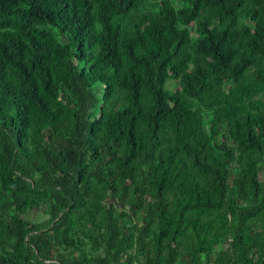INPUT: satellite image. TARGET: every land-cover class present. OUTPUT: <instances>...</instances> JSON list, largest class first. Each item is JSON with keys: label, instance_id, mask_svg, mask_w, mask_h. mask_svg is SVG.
Listing matches in <instances>:
<instances>
[{"label": "trees", "instance_id": "obj_1", "mask_svg": "<svg viewBox=\"0 0 264 264\" xmlns=\"http://www.w3.org/2000/svg\"><path fill=\"white\" fill-rule=\"evenodd\" d=\"M0 264H264V0H0Z\"/></svg>", "mask_w": 264, "mask_h": 264}, {"label": "rangeland", "instance_id": "obj_2", "mask_svg": "<svg viewBox=\"0 0 264 264\" xmlns=\"http://www.w3.org/2000/svg\"><path fill=\"white\" fill-rule=\"evenodd\" d=\"M159 3L162 4V1H160ZM169 86L172 87V88H174V84H173V85H172V84H169ZM222 245H223V243H221V244L219 243V244L215 247V249H218V248L222 247Z\"/></svg>", "mask_w": 264, "mask_h": 264}]
</instances>
